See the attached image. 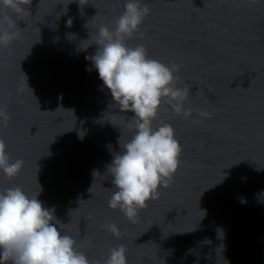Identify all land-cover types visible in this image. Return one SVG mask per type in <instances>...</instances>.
<instances>
[{
  "label": "water",
  "instance_id": "95a60500",
  "mask_svg": "<svg viewBox=\"0 0 264 264\" xmlns=\"http://www.w3.org/2000/svg\"><path fill=\"white\" fill-rule=\"evenodd\" d=\"M125 3L0 9L18 33L0 47V105L10 116L0 138L11 160L24 162L11 180L0 171V191L19 185L54 208L92 261L123 244L128 264H264V0H140L150 14L142 38L127 43L180 66L176 86L190 88L192 115L162 104L153 126L172 125L181 163L134 223L108 206L115 188L107 171L135 134L134 113L120 110L90 59L99 27L111 29Z\"/></svg>",
  "mask_w": 264,
  "mask_h": 264
},
{
  "label": "clouds",
  "instance_id": "9594fccd",
  "mask_svg": "<svg viewBox=\"0 0 264 264\" xmlns=\"http://www.w3.org/2000/svg\"><path fill=\"white\" fill-rule=\"evenodd\" d=\"M31 2L0 0V9L22 14L27 11L24 5ZM149 14L150 9L140 0H126L113 27H99V47L90 58L116 105L121 111L134 113L131 120L135 134L123 145V151L114 155L107 169L115 188L108 206L133 223L149 201L159 198L158 189L171 183L181 163L183 149L172 125L161 122L153 126L162 104L166 101L175 115L185 119L192 115V110L184 106L190 88L176 86L181 79L180 66L149 58L143 44L132 47L127 43L138 33L142 38L141 25ZM68 23L71 25V20ZM13 27L9 17L0 19V47L7 48L18 36ZM198 115L211 116L205 110ZM9 120L7 106L0 105V124L6 127ZM23 163L22 159L11 160L0 138V171L11 180L20 174ZM241 203L246 201L241 198ZM54 211L19 185L0 191V264H128L123 244L110 248L106 258L90 260L78 250L76 240L62 231ZM102 228L120 235L114 223Z\"/></svg>",
  "mask_w": 264,
  "mask_h": 264
}]
</instances>
